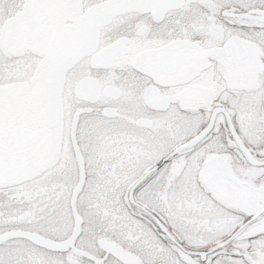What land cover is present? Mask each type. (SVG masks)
Instances as JSON below:
<instances>
[{"label":"snow or ice","instance_id":"1","mask_svg":"<svg viewBox=\"0 0 264 264\" xmlns=\"http://www.w3.org/2000/svg\"><path fill=\"white\" fill-rule=\"evenodd\" d=\"M0 264H264V0H0Z\"/></svg>","mask_w":264,"mask_h":264}]
</instances>
